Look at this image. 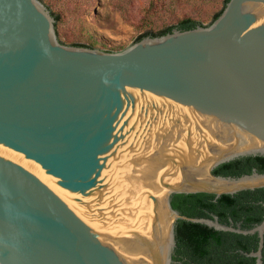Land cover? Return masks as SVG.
I'll return each mask as SVG.
<instances>
[{
	"label": "water",
	"instance_id": "1",
	"mask_svg": "<svg viewBox=\"0 0 264 264\" xmlns=\"http://www.w3.org/2000/svg\"><path fill=\"white\" fill-rule=\"evenodd\" d=\"M58 28L43 0H0V264H173L179 219L257 232L249 255L263 264L264 219L242 229L188 217L171 196L264 188L257 170L213 172L264 155V0H229L209 26L119 52L64 45ZM194 127L214 137L209 153L193 149ZM184 134L198 156L176 148ZM142 177H160L150 185L169 191L150 197L175 221L116 234L141 209Z\"/></svg>",
	"mask_w": 264,
	"mask_h": 264
},
{
	"label": "rangeland",
	"instance_id": "2",
	"mask_svg": "<svg viewBox=\"0 0 264 264\" xmlns=\"http://www.w3.org/2000/svg\"><path fill=\"white\" fill-rule=\"evenodd\" d=\"M59 25L57 33L64 45H84L100 51L119 52L127 49L148 30L155 32L176 25L183 18L201 21L204 26L212 24L213 19L225 6V0H43ZM200 132L192 128L193 149L209 153L207 141H215L203 127ZM183 139V140H182ZM176 148L193 158L197 153L189 151L187 136L183 135ZM216 142V141H215ZM176 154V149L173 150ZM166 182H174L168 169L161 176ZM160 177H142L137 188L141 209L133 203L131 221L121 230L109 228L116 234L136 230L149 234L154 226L160 228L163 220L166 226L175 221L174 212L160 204L156 205L150 195L164 200L168 188L163 185L151 186ZM156 215L159 216L156 219ZM167 227V229H168Z\"/></svg>",
	"mask_w": 264,
	"mask_h": 264
},
{
	"label": "trees",
	"instance_id": "3",
	"mask_svg": "<svg viewBox=\"0 0 264 264\" xmlns=\"http://www.w3.org/2000/svg\"><path fill=\"white\" fill-rule=\"evenodd\" d=\"M228 1L225 0V6ZM224 8L215 15L213 21ZM197 26L204 25L201 21L187 17L157 32L148 30L137 41L146 36H161L175 29L189 30ZM254 170L264 173V155L240 157L217 166L213 172L216 175L239 177L252 174ZM171 204L175 210L188 217L212 219L217 216L221 223L236 224L241 221L242 229H250L264 219V188L219 197L206 192L173 193ZM175 231L173 264H257V258L249 255L259 248L260 237L257 232L243 234L217 230L207 224L185 219L176 222ZM262 260L264 264V247Z\"/></svg>",
	"mask_w": 264,
	"mask_h": 264
},
{
	"label": "bare ground",
	"instance_id": "4",
	"mask_svg": "<svg viewBox=\"0 0 264 264\" xmlns=\"http://www.w3.org/2000/svg\"><path fill=\"white\" fill-rule=\"evenodd\" d=\"M201 172H203L202 174L206 176V181L211 185H213L214 187H216L217 189L221 190L224 189L227 185H229V183L226 181L210 178L209 176H207V174L204 171H202V169Z\"/></svg>",
	"mask_w": 264,
	"mask_h": 264
},
{
	"label": "flooded vegetation",
	"instance_id": "5",
	"mask_svg": "<svg viewBox=\"0 0 264 264\" xmlns=\"http://www.w3.org/2000/svg\"><path fill=\"white\" fill-rule=\"evenodd\" d=\"M234 227H240V228H242V223H241V221H239V222H237L236 224H234L233 222L231 223ZM230 224V225H231Z\"/></svg>",
	"mask_w": 264,
	"mask_h": 264
}]
</instances>
